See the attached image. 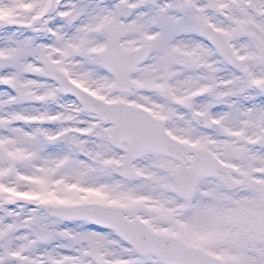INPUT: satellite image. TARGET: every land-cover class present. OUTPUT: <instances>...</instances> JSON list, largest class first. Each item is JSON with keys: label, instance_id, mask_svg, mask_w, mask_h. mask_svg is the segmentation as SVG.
I'll return each instance as SVG.
<instances>
[{"label": "snow or ice", "instance_id": "snow-or-ice-1", "mask_svg": "<svg viewBox=\"0 0 264 264\" xmlns=\"http://www.w3.org/2000/svg\"><path fill=\"white\" fill-rule=\"evenodd\" d=\"M0 264H264V0H0Z\"/></svg>", "mask_w": 264, "mask_h": 264}]
</instances>
